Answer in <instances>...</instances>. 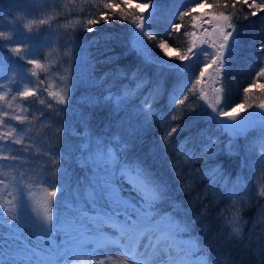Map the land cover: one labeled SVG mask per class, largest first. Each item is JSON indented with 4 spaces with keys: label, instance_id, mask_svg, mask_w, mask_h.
<instances>
[{
    "label": "snow or ice",
    "instance_id": "6c2138e0",
    "mask_svg": "<svg viewBox=\"0 0 264 264\" xmlns=\"http://www.w3.org/2000/svg\"><path fill=\"white\" fill-rule=\"evenodd\" d=\"M76 2L68 0L73 5ZM80 2L91 4L95 11L88 12L82 19L65 23L57 20L61 13L32 19L24 25L28 34L15 39L10 33L0 31V162H9L0 163V229L7 226L11 230V238L20 241L9 246L7 252L4 247L0 248V264H78V255L82 253L75 249L84 246L91 249L88 252L90 256L102 249L106 252L119 249L116 255L122 257L121 264H209L199 240L191 235V225L176 215L179 205L170 203L172 211L164 209L163 205L171 201L167 183L157 179L143 161L127 159V153L133 142L153 126L154 119L182 121L185 115L205 106L211 110L206 119L228 136L229 154H236L233 143L241 137L246 139L251 132H259V146L264 150V83H261L264 81V42L259 44L261 64L251 82L243 88L241 102L232 105L225 102V77L239 41V21L264 12V0H192L183 10L178 7L179 0H172L168 10L172 18L167 22L166 38L157 44L163 56L154 55L148 43L156 40L158 35L152 29L159 9L156 0ZM244 6L249 10L247 14L243 12ZM65 11L70 13L73 9L65 5ZM117 20L131 25L129 52H134L144 66H154L157 77L165 71L173 75L172 90L168 92L166 109L157 108L155 105L164 95L162 79L154 82L147 73L139 76V66L130 75L117 68L114 78L133 80V86L124 84L119 93L109 90L103 97L85 100L89 107L110 104L112 114L123 113L117 121L120 131L107 142L97 136L94 150L89 140L91 154L84 163L87 165L91 161L93 167L102 165V173L96 172L89 182L83 197L84 206L63 202L61 210L59 194L64 192V187L60 179H41L39 187L44 195L36 200L35 179H27L26 173L19 171L22 165L13 163L21 158L12 154L10 144H23V135L28 129H18L8 121H15L17 125L34 123L38 118L32 108L34 103L56 114L59 111L57 106H65L67 110L78 86L77 77L72 66L65 61L61 65L63 74L56 78V90H51V82L45 86V80L40 79V73H49V67L41 61V58L47 59L44 50L55 42V37L62 35L67 55L71 52L67 45L78 46L75 35L78 30L93 33L97 25L111 26ZM173 37L182 40L183 47L171 45L168 38ZM114 38L112 33L103 36L106 41ZM98 39L94 37L92 43ZM4 48L12 56H4ZM116 59L118 57L110 56L103 62L112 63ZM172 60L177 62H170ZM110 74L105 73V78ZM145 88L148 91L140 98ZM257 88L260 90L258 99L254 98V89ZM138 98L139 104H136ZM81 118L87 123L90 114L82 113ZM190 126V123H169L164 129L162 146L171 147L174 135ZM199 135L207 141L202 144L200 154L214 157L216 142L206 136L205 131ZM192 139L186 138L184 145ZM23 150L36 155L32 152L31 143ZM152 151L155 154L156 149ZM39 154L47 157L44 172L50 171L53 177L63 172L58 153L49 148ZM184 154L190 158L196 155L194 151H185ZM259 167L264 169V151L261 152ZM210 171L213 175L219 173L223 180L219 166ZM9 176L11 182L7 180ZM123 184L129 185L139 199L130 200L125 196ZM257 195L264 198V188L258 189ZM5 196L11 198L4 199ZM225 223L235 237L242 238L245 221L242 209L235 207V201ZM26 228L35 237V245L23 237ZM112 259L111 255H105L95 264H107Z\"/></svg>",
    "mask_w": 264,
    "mask_h": 264
},
{
    "label": "trees",
    "instance_id": "16d2710c",
    "mask_svg": "<svg viewBox=\"0 0 264 264\" xmlns=\"http://www.w3.org/2000/svg\"><path fill=\"white\" fill-rule=\"evenodd\" d=\"M165 1L156 0L158 4ZM191 2L192 0H179L178 7L183 10V7ZM45 3L43 7L48 6V1ZM29 5V2L23 0H0V17H4L5 20V23L0 20V31L10 33L14 39L27 35L28 33L24 28L25 24L32 19L38 20L46 17L45 14L40 13L43 10L41 5L35 7L36 11L34 12ZM65 5L73 11L66 12ZM50 6L55 7L54 10L58 9L55 13H61L57 16L59 23L82 19L88 12L95 11L91 4H81L80 0H77L75 5L68 3V0H65L64 3L62 0H57ZM23 7V10L17 9ZM169 7L166 11L162 10L152 24V29L158 35L156 40L148 41V43L156 56H163L157 44L160 39L166 38L167 22L172 18L168 11ZM81 9L83 10L81 11ZM243 12L245 14L249 12L246 6L243 7ZM145 14L147 15V13ZM174 22L179 23L180 21L175 20ZM96 28L97 30L93 33L78 30L75 33L78 46L67 45L71 48V52H68L67 55L65 54V38L62 35L55 37V42L44 50L47 59L41 58L42 63L49 67L50 75L49 73H40V79L45 80V86L50 82L53 83L51 89L53 91L56 90L57 76L63 74L61 65L67 61L72 66L78 86L74 89L71 104L67 110H65V106H57L59 111L56 114L34 103L32 108L36 110L38 117L34 123L17 125L15 121H8L18 129H28L23 135V144H10L12 154L21 158L13 162L22 165L19 171L26 173L29 169L36 171L39 167H43L47 157L39 153L44 150L51 148L53 152L59 154L63 172L59 173L58 177H53L50 171L48 172L50 174L42 175L41 178H33L27 174L26 176L27 179H35L37 184L35 191L39 190L42 193L43 190L39 187L41 179L45 177L60 179V183L64 187V192L59 194L62 201L59 205L61 210H63V202L84 206L83 200L74 199L71 189L73 187L87 189L94 174L96 172L102 173V165L93 167L91 161L87 165L84 163L91 154L89 140L91 139L92 150H94L97 136L107 142L120 131L117 121L123 113L112 114L110 104L89 107L85 100L90 97H103L109 90L119 93L124 84L133 86V80L114 78L117 68L123 69L130 75L139 66L141 68L139 76L147 73L154 82L157 79H162L164 95L155 105L157 108L166 109L168 88L173 85L172 75L165 71L161 73L160 77H157L154 66H144L134 52H129L127 45L130 39V24L117 20L111 26L102 23ZM33 31H36V27L33 28ZM60 31L63 32L64 30L61 29ZM106 33L114 34L115 38L108 41L104 40L103 36ZM94 37L99 38L98 42L92 43ZM168 39L173 46L183 47L182 40H177L174 37ZM239 41L244 45L238 46L240 42L236 45L225 77L227 89L225 102L229 105L241 102L243 88L251 82L254 72L258 70L261 64L259 44L264 42V12L258 13L255 17L250 16L248 20L241 18L239 21ZM249 46H251L250 49ZM2 54L6 57L12 55L7 48L2 49ZM110 56L118 57V59L112 63L103 62ZM170 62L176 63L177 61L172 60ZM20 63L24 64L23 62ZM194 70L196 71V69ZM105 73L111 74L105 78ZM147 91L148 89L145 88L140 98ZM259 91V88L254 89L256 93L254 98H259ZM44 97L46 98V93ZM140 98L135 101L136 104H139ZM200 104L203 102L201 101ZM210 111L206 106L198 107L195 112L185 115L182 121L168 122L154 119L153 126L148 128L139 140L133 142L127 153V159L143 161L157 179L167 183L171 201L163 205L164 209L172 211L170 203L179 205L176 215L191 225V235L199 240L203 254L209 258V264H264V198L257 195L258 189L264 188V169L259 167L260 160H255V154L258 151L254 149L253 153L250 154V157L253 155L252 162L250 157H247V160H241L238 155L229 154L223 150L218 151L212 158L201 155L202 144L205 142L199 133L208 132L210 127L215 125L206 119ZM41 112L43 113L42 116L40 115ZM82 113L90 114L87 123L81 118ZM29 115L31 116V113ZM169 123L191 124L190 127L174 135L171 147L162 146L161 143L164 129ZM188 137L193 139L184 145V141ZM250 139L249 135L246 139H237L233 146L240 149ZM226 141L229 142L228 138L219 137L220 145ZM29 143L32 145V152L36 155H31L23 150ZM153 148L156 149L155 154H153ZM185 151H194L196 155L194 158H190L184 154ZM31 164L34 167H31ZM216 166L220 167L223 180L220 179L219 173L213 175L210 171ZM3 171L12 170L4 169ZM13 174L15 173L13 172ZM7 180L11 182V176ZM255 183L257 188L254 190ZM235 184L240 185V188H236ZM124 188V194L129 199H139L128 195V190ZM234 192L235 195H233ZM79 196L83 197V193ZM231 201H235V207L242 209V216L245 221L242 238L235 237L231 228L225 223V217H230L233 209V207L232 209L229 208ZM88 207L91 208L90 205ZM89 213L92 212L89 211Z\"/></svg>",
    "mask_w": 264,
    "mask_h": 264
},
{
    "label": "rangeland",
    "instance_id": "374dc122",
    "mask_svg": "<svg viewBox=\"0 0 264 264\" xmlns=\"http://www.w3.org/2000/svg\"><path fill=\"white\" fill-rule=\"evenodd\" d=\"M23 1H26V2H29V6H31L32 8V12L36 11L35 7H40L39 5H41V7L43 8L42 11H40V13H43L45 14V16L47 15H51L55 12L58 11V9H55L52 8L50 6L53 5L55 3V1L57 0H23ZM45 1H48V6L46 7H43L45 3ZM65 0H62V3H64ZM143 2V1H142ZM171 2L172 0H166L164 3H160L158 4L159 5V9L157 11V14L156 16L158 17V15L160 14V12L163 10V11H166L168 9V7L171 5ZM25 7V6H24ZM23 8H17L18 10H23ZM60 7V6H59ZM16 9V7L14 8V10ZM0 20L1 22H4L5 23V20H4V17H0ZM240 41H238L239 43ZM171 44V43H170ZM241 44L243 43H239L238 46H240ZM172 45V44H171ZM244 45V44H243ZM175 47V46H174ZM251 46H249V49H250ZM249 54L251 55V52H249ZM11 55V54H10ZM12 56V55H11ZM10 57V56H9ZM14 58V57H13ZM20 62H23V61H18L19 64H21ZM24 63V62H23ZM25 66V65H24ZM28 66V67H27ZM25 66L26 68H30L31 66L30 65H27ZM195 72V70H194ZM173 76V75H172ZM174 79V76L171 78V80L173 81ZM173 86V85H172ZM172 86L168 88L169 92L170 90H172ZM191 85H189L190 87ZM247 86V85H246ZM223 135V136H222ZM259 132H251L249 134V137H251L250 141L245 145L244 147L241 146L240 149H236L235 147L236 146H233V152L236 153V155L239 156V158L241 160H247L246 158L247 157H250V154L253 153L252 151L254 149H257V153L255 154V160L258 161L260 160L261 158V152L264 151L261 149V147L259 146V140H258V137H259ZM206 136H210L212 137V139L216 142V146H215V152L217 153L218 151L220 150H223L225 152L228 153V150H227V145H228V141H226L224 144L220 145L218 140H219V137H224V138H228V136L224 135L217 127L216 125H212L210 127V130L208 132H206ZM239 139H244L243 137L239 138ZM249 139V138H248ZM204 142L206 143V139H204ZM229 140V139H228ZM223 148V149H222ZM238 153V154H237ZM253 155H251L250 157V161L252 162V158ZM47 162V161H46ZM249 163V162H248ZM247 163V164H248ZM252 164V163H251ZM32 166V164H31ZM45 165L43 167H39L38 170H34L33 169H29L27 170L26 174L30 177H35V178H41L42 175H48L50 173L48 172H44L43 169H44ZM258 168V167H257ZM24 171V169H23ZM122 187L124 189H127L128 190V195L132 196V197H137L136 193L131 191L130 190V187L129 185L127 184H123ZM235 187L236 188H240V185L238 184H235ZM244 187V186H243ZM254 187V190L257 188V184L255 183V185L253 186ZM85 190L86 189H82V188H72L71 189V192L74 194V199H79V200H83V197L85 195ZM83 193V197H80L79 195ZM43 197V193L39 190L35 191V199L36 200H40L41 198ZM11 197H7L5 196L4 199H10ZM131 200V199H130ZM2 202V201H0ZM230 209H232L233 207V201H231L230 205H229ZM4 207H8L7 204H4ZM92 213H89V215H91ZM2 219V218H0ZM23 237H26L27 238V242L30 243L31 245H35L36 243V240H35V237L34 236H31L30 235V229H24L23 230ZM20 241L19 240H13L11 238V230L5 226L4 228L0 229V248H3L5 249V252L8 251L9 249V246H15L17 244H19ZM85 244L87 243V238L85 239ZM76 251H79L81 252L82 254H79L78 255V264H95V262L98 260V259H104L105 255H111L113 257L112 261H108L107 264H121V260H122V257L116 255L117 252H119V249H111L110 251H105V250H99L97 252H95L94 254H92L91 256L88 255V252L91 250L89 249L88 247L84 246V247H77L75 249ZM2 258V257H0Z\"/></svg>",
    "mask_w": 264,
    "mask_h": 264
}]
</instances>
